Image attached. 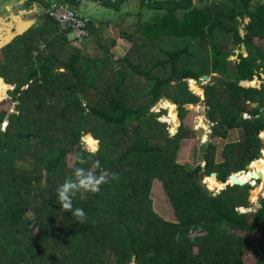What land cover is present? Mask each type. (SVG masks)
Returning a JSON list of instances; mask_svg holds the SVG:
<instances>
[{"label":"trees","instance_id":"16d2710c","mask_svg":"<svg viewBox=\"0 0 264 264\" xmlns=\"http://www.w3.org/2000/svg\"><path fill=\"white\" fill-rule=\"evenodd\" d=\"M34 1L39 0L27 5ZM64 1L71 7L82 2ZM89 1L107 7L119 3ZM143 4L162 15L124 37L142 43L117 62L112 56L85 55L82 47L89 38L74 46L69 40L73 30L61 34L51 19L0 51V78L16 86L10 94L17 103L14 113L0 110V264H246L248 248L258 256L256 264H264V198L253 208L249 185L256 183L255 173L264 177V83L261 88L240 85L256 76L264 80V50L257 44L264 41V1ZM169 41H181L183 47L172 51L159 43ZM14 43L24 49H15ZM142 46H149L146 55L133 61ZM231 46L233 52L246 47L248 56L242 52L231 60ZM204 75L211 77L205 100L187 82ZM162 100L170 112L166 122L173 118L176 124L172 103L180 105L183 122L188 105L204 103L214 124L212 139H229L239 129L243 138L226 145L222 162L210 141L205 168L183 165L178 155L190 133L182 124L170 136L168 124L159 120L164 112L152 111ZM85 135L100 140L98 152L84 147ZM72 154L74 167L69 165ZM78 156L89 162L85 167L99 159L119 174L98 193L73 198L74 208L86 212L83 224L56 199V188L81 166ZM249 161L251 171H245ZM206 175L212 176L207 183L213 190L222 189L233 175L249 184L214 195L202 184ZM157 180L178 222L156 212L151 196ZM263 183L253 191L254 201ZM254 236L260 237L256 246L250 243Z\"/></svg>","mask_w":264,"mask_h":264},{"label":"rangeland","instance_id":"374dc122","mask_svg":"<svg viewBox=\"0 0 264 264\" xmlns=\"http://www.w3.org/2000/svg\"><path fill=\"white\" fill-rule=\"evenodd\" d=\"M18 0H0V16H2L5 21H9L10 19V13H18L19 10L21 9H26V10H30L31 6L25 8V6L22 4H16ZM257 1V0H254ZM264 1V0H262ZM141 4L139 6V8H131L128 6H121L123 8L122 12H118L116 10H113V8H108L105 6H101L99 4H97V2H92V1H87L86 2V6L88 7L87 10H83V8L81 9V13H83L84 15H87L88 17H91L93 19V24H94V28H93V36H92V45L93 48H97L100 49L101 47H103V49L105 51H108L110 49H112V45H111V41L117 40L119 38L124 39V37L129 36V33H134L136 32V29H138L139 27H141L142 24H147V23H151L153 22L156 18H158L159 16L162 15L161 10L155 9L153 7L150 6H145L143 4V0H140ZM115 3V2H113ZM8 4H16L13 6V8L9 11H5V8L8 6ZM52 3L49 4V6ZM198 4V3H196ZM72 8V7H71ZM30 12V11H29ZM48 15V13H47ZM127 16H129V18H126ZM49 17V16H48ZM101 22H106L110 24H112V28L109 26L108 28H110V30L108 31H103V28H101L102 24ZM250 22V19H246L245 20V24H248ZM119 25H121L119 27ZM3 26V24H2ZM104 26V25H103ZM101 28V29H100ZM122 31H126L128 33H123ZM244 33V30L242 31ZM126 43L123 45L122 50L120 49L118 51V56H116L115 58H113L114 62H117L118 60L122 59L123 57H126L127 55H129L131 53V50L134 49L135 50L138 49L139 45H141V40L140 39H136L134 42H131L128 40H125ZM162 44V46L166 49H170L172 51H176L178 49H181L183 47V42L181 41H169V42H159ZM144 44V43H143ZM258 46H260L263 50H264V41H257ZM13 47L15 49L18 50H23L24 47L22 44L19 43H14ZM149 46H142V48H139L138 53H137V57L133 56V61L135 59L141 61L143 59V57L146 55L147 49ZM233 48L234 46H231L229 48V52L230 53H234L232 54L231 60L235 61L238 58V54L240 53H244L245 55H248L247 49L246 47H243L242 50H234L233 52ZM103 50V51H104ZM107 55H112L111 52L107 53ZM114 56V55H113ZM91 57H96V54H94V52H92ZM108 62V61H107ZM106 62V63H107ZM117 69H120V65L117 64L116 65ZM116 69V68H115ZM116 69V70H117ZM219 77V76H217ZM110 79H114L113 81H115V79H117V77L112 76L110 77ZM187 82L189 83V87L191 90H194L198 96H201L202 99L205 98V90L204 87L207 86L208 84L211 83V80L209 83H205V85H202L201 87H199V85L194 81V83L192 84V81L187 79ZM255 82H257V80H255ZM258 86H261L260 82H257ZM264 83V80H262V84ZM2 83L0 82V87H1ZM6 90L8 91L7 93V97L5 99H3L2 101H0V110L5 111V112H10V113H14L16 111V106L17 103H15L13 101V98L10 94V91H13L12 88L16 87V86H5ZM200 92H203V94H199ZM0 98L3 97L4 92L0 94ZM204 100V99H203ZM164 101L167 100H162L158 103L157 106L154 107V110L156 108V112L158 113L159 110H162V112H164L163 114H161V122L163 123H167L168 124V131L170 133L171 137H174L180 127L182 126V124H184L187 127L188 132L190 133V137L185 139L183 141L182 144V149L178 155V162L183 164V165H187L189 167L195 168L198 165L202 164V166L205 168L207 166V164L204 162V149L207 148L208 144L210 141H212L213 144H215L218 147V162H222L224 155L223 154V150L226 148V145L229 144L230 142H237L242 140L243 138V130L239 129V130H234L232 132V136L229 139L226 140H222L219 138L216 139H212L210 138L212 135V132H210V122L208 119V115H207V111L208 108L205 106L204 103H199L196 104L195 106L192 105L191 107H189V114L187 115L186 119L184 120V122L182 121V118L180 116V114H176V110H177V104L172 103L171 109L174 108L173 110V115L176 118V124H175V119L171 118V120H169V122L165 121V117L170 115V112L167 110L166 113V109L164 106ZM170 102V101H169ZM198 105V107H197ZM180 110V109H179ZM178 113V112H177ZM245 118H249L248 116H244ZM199 120H200V124H199ZM8 125V122L4 123L3 128L5 129V127ZM179 125V127H178ZM178 127V128H177ZM205 128L206 131V136H207V140L205 141L200 140L199 136L197 135L198 130ZM212 130V129H211ZM205 136V135H204ZM262 138H264V132L261 134ZM94 138V137H93ZM92 138V135H85L82 138V144L84 145V147L86 149H89L91 147H96L95 146V142L96 139ZM98 144V151H99V146H100V140ZM97 151V152H98ZM264 151V150H263ZM182 152V154H181ZM96 153V152H95ZM75 155H70L69 156V165L70 167H74L75 166ZM225 159V158H224ZM261 159V158H260ZM263 172H264V159H263ZM22 164V163H21ZM253 164V163H252ZM251 164V166H252ZM212 177V176H210ZM207 175L205 176V178L203 179L202 184L204 186H206V188L213 192L214 195L218 194L219 190L222 189H216L213 190L210 188L209 184L207 183ZM264 181V177L262 182ZM262 182H260L262 184ZM259 182H253L250 183L249 185L253 186V190H251V201L253 203V208H255L256 206L259 205L260 199L262 197V194H258L257 197L252 200V193L254 191V193H256V188L258 186V184H260ZM248 185V184H247ZM261 188H264V183L262 185ZM152 199L154 201V208L156 210V212L158 214H160L165 220L170 221V222H178V218L176 216L175 210L172 206L171 201L169 200L163 184L157 180L154 183V187H153V192H152ZM253 211V210H251ZM250 211V212H251ZM36 233H38V229L36 230ZM260 241V237L259 236H254L250 239V243L252 245H258ZM258 260V256L256 254H254V252L252 251L251 248H248L246 253H245V261L246 264H256Z\"/></svg>","mask_w":264,"mask_h":264},{"label":"clouds","instance_id":"9594fccd","mask_svg":"<svg viewBox=\"0 0 264 264\" xmlns=\"http://www.w3.org/2000/svg\"><path fill=\"white\" fill-rule=\"evenodd\" d=\"M96 147L88 149L90 153L98 151L99 141H96ZM78 164L72 174L65 178L62 184L56 188V199L64 212H70L77 222L83 224L86 219V212L83 208L73 205V198L80 193L81 198H85L84 193H98L103 184L109 183L111 180H118L119 174L106 169L102 166L99 159L91 163L90 167H85L89 162L83 156L77 157ZM181 234L178 232L175 240L179 242Z\"/></svg>","mask_w":264,"mask_h":264},{"label":"crops","instance_id":"0c3cea01","mask_svg":"<svg viewBox=\"0 0 264 264\" xmlns=\"http://www.w3.org/2000/svg\"><path fill=\"white\" fill-rule=\"evenodd\" d=\"M54 1H56V0H39V1H34V2H32L31 4H30V6H31V8H30V10H26V9H21V10H25V11H30V13L28 14H25L24 15V17L22 18V16H21V18L19 19V23L21 22V24L25 21V20H27V19H25V18H27L28 17V19L29 18H32V20H34V21H36V23L30 28V29H32V28H40V27H42L43 25H44V23H45V21H47L48 19H50L49 17H48V15H47V10H48V8H49V4L50 3H52V2H54ZM57 1H63V2H65L64 0H57ZM89 1V0H88ZM111 2H115V3H118L117 4V7H108V8H113V10H116V11H118V12H122L123 11V8L121 7L122 5L123 6H128L129 5V7H131V8H139V6H140V4H141V2H140V0H125L124 2H122V0H116V1H113V0H110ZM27 2H28V0H18L17 1V3L16 4H20V5H24L25 6V8H27V7H29L28 5H27ZM86 0H82V2H80V4L77 6V7H72L76 12H77V14H79L80 16H82V17H88L87 15H84L83 13H81V9L83 8V10H87L88 9V7L86 6ZM16 4H14V5H16ZM97 4H99V5H101V6H105V4L103 3V2H101V1H97ZM13 4H8V6L5 8V11H9V13H10V10H9V8H13V6H14ZM69 5V4H68ZM70 6V5H69ZM71 7V6H70ZM105 7H107V6H105ZM20 11V10H19ZM18 11V12H19ZM13 13H10L9 15L11 16ZM15 15H17L18 13H14ZM2 16H0V20H2ZM90 19H91V25H90V30H91V27H93L94 28V24H93V19L91 18V17H89ZM126 18H129V16H127ZM11 19V18H10ZM9 19V20H10ZM13 24L14 23H16L14 20H12L11 21ZM111 22H109V23H104V22H101V24H102V26H101V28H103V31H108V30H110V28H108L109 26L112 28V24H110ZM2 24H3V26H2ZM4 22H2V21H0V27L1 28H4L5 26H4ZM17 24H18V22H17ZM104 25V26H103ZM121 25H119V27H120ZM100 28V29H101ZM29 29V30H30ZM62 31H60V33L62 34V33H64L65 34V32L67 31V29H62V28H60ZM28 30V31H29ZM27 31V32H28ZM26 32V33H27ZM2 33V32H1ZM25 33V34H26ZM244 34V33H243ZM74 35V33L72 32V33H70L69 34V40L72 38V36ZM23 36V35H22ZM92 36H93V31L91 30V36H90V38L85 42V44L83 45V47H82V50L84 51V54L85 55H87V56H89V57H91V55H92V52H94V54H96V57H95V59H98V60H100V59H102V58H106L107 56H110V55H107V53H109V52H111V56L113 57V58H115L116 56H118V51L121 49L122 50V47H123V45L126 43V41L125 40H127V39H122V38H119V39H117V40H112L111 41V45H112V49H110V50H108V51H105L104 49H103V47H101L100 49H95V48H93V45H92V43H91V41H92ZM19 37H21V36H19ZM18 37H16L13 41H12V43L17 39ZM129 42V41H128ZM11 44V43H10ZM9 44V45H10ZM3 50V49H2ZM104 50V51H103ZM114 55V56H113ZM239 55V54H238ZM245 56H248L247 54L245 55ZM92 58H94V57H92ZM213 77H217V76H219V75H217V74H213L212 75ZM2 80V81H1ZM0 81L2 82V86H1V88L0 89H2V90H4L5 89V86H8V85H10V84H8L6 81H5V79H3V78H0ZM7 84V85H6ZM11 87H12V85H11ZM1 90V91H2ZM6 92H8L7 90H6ZM5 95L6 94H4V97H5ZM236 131V130H235ZM233 132V131H232ZM232 132H231V136H232ZM212 136V135H211ZM230 136V137H231ZM262 137V136H261ZM211 138V137H210ZM263 140H264V138H263ZM181 154H182V152H181Z\"/></svg>","mask_w":264,"mask_h":264},{"label":"water","instance_id":"95a60500","mask_svg":"<svg viewBox=\"0 0 264 264\" xmlns=\"http://www.w3.org/2000/svg\"><path fill=\"white\" fill-rule=\"evenodd\" d=\"M9 10H11V8H9ZM27 13L29 14L30 12L25 11V10H20L17 15L12 14L10 16L11 19L9 21L6 22L4 18H2V20H0L6 24V26L4 28L0 27V51L2 49H4L5 47H7L10 43H12V41L16 37L24 35L36 23V21L32 20V18L28 19V17L25 18L27 20H25L22 24H21V22L19 23V19L21 18V16L23 18L24 15ZM12 20H14L16 23L13 24L11 22ZM17 22H18V24H17ZM189 80L195 81L199 85V87H201L202 85H205V83H209L211 80V77L208 75H204L199 81H196L193 79H189ZM255 80H257V82H260L261 86H258V83L255 82ZM255 80L254 81H243L240 83V85L243 87H246V88H251V87L261 88L262 87V81L260 80V77L256 76ZM8 86L10 87L11 85H8ZM15 89H16V87L12 88V90H15ZM203 99L205 100V98H203ZM176 106H177V112H178V114H180V110H179L180 105L177 104ZM191 106L192 105H188L186 107L187 110H189V107H191ZM197 107H198V105H197ZM166 113H167V110H166ZM197 135L199 136L200 140H203L204 135H206L205 129L202 128V129L198 130ZM99 149H100V146H99ZM263 157H264V151H262L260 154V158H263ZM252 163H253V161H249L248 166ZM248 166H247V170H245V171H250V170H248ZM212 176H214L218 179L217 173H213ZM232 178H233V180L229 179L225 183V187L222 190L218 191V194L221 193L223 190H225L228 186H246L247 184H249V183H245V182H240L237 175H233ZM252 178L254 181L259 182V183L262 182V180H263V176L259 172L255 173V175ZM261 198H264V193H262ZM242 210L244 212H247L245 209H242Z\"/></svg>","mask_w":264,"mask_h":264},{"label":"built area","instance_id":"2783aa9c","mask_svg":"<svg viewBox=\"0 0 264 264\" xmlns=\"http://www.w3.org/2000/svg\"><path fill=\"white\" fill-rule=\"evenodd\" d=\"M113 1H116V0H113ZM47 13H48L49 18L55 23L59 24V26L62 29H72L73 30L74 35L70 39V41L74 44V46H80V44L84 43L86 39L90 38L91 19L89 17L80 16L67 3L63 1H57V0L52 2V4L49 6L47 10ZM192 91L194 92V90ZM152 111L156 112V108L155 110L153 108ZM158 113H162V110H159ZM244 116L249 117L246 119L251 118L249 114H244ZM159 120H161V118H159ZM213 126L214 124H211L209 126L210 132H212L211 129Z\"/></svg>","mask_w":264,"mask_h":264},{"label":"bare ground","instance_id":"6f19581e","mask_svg":"<svg viewBox=\"0 0 264 264\" xmlns=\"http://www.w3.org/2000/svg\"><path fill=\"white\" fill-rule=\"evenodd\" d=\"M4 26H6V24H4ZM192 82H194V81H192ZM1 90H2V89H0V91H1ZM194 92H195V91H194ZM1 93H3V91H1ZM1 93H0V94H1ZM7 93H8V92L4 91V94H6V95H5V97H3V99H5V98L7 97ZM204 95H205V94H204ZM0 96H1V95H0ZM3 99H2V100H3ZM2 100H1V101H2ZM199 124H200V120H199ZM177 128H178V127H177ZM209 131H210V130H209ZM92 138H93V136H92ZM93 139H94V138H93ZM260 163H261V162H260ZM261 164L263 165V163H261ZM249 170L251 171V165H250V167H249ZM218 180H219V179H218ZM222 185H223V188H224V187H225V184H222ZM258 188H259V186L256 188V191L258 190ZM262 193H264V188H261L260 194H262ZM260 194H259V195H260ZM253 197H254V194H252V200L254 199Z\"/></svg>","mask_w":264,"mask_h":264}]
</instances>
